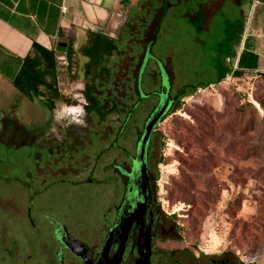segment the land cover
Returning <instances> with one entry per match:
<instances>
[{
	"label": "rangeland",
	"instance_id": "374dc122",
	"mask_svg": "<svg viewBox=\"0 0 264 264\" xmlns=\"http://www.w3.org/2000/svg\"><path fill=\"white\" fill-rule=\"evenodd\" d=\"M192 2L181 3L166 17L163 10L159 24L158 10L145 16L151 23L147 41L155 37L150 60L156 59L167 69L173 94L183 88L188 92L179 101L180 109L169 112L153 132L149 151L153 189L164 215L179 227V246L195 259L228 256L235 264H264V79L255 71L233 75L232 70L238 68L235 58L225 61L231 66L226 78L214 83L219 52L232 42L230 36L239 32L249 10L224 0L212 15L185 16L191 10L198 13ZM260 11L255 8L254 20L260 19ZM134 32L132 37L124 32L116 41L119 51L106 62L115 77L98 86L101 99L110 95L126 108L136 99L129 88L136 84L144 50L139 41L145 38L146 27ZM129 39L133 40L127 46ZM147 72V83L150 74L159 80L153 62ZM209 82L213 83L198 87ZM157 87L143 86V91ZM191 95L195 98L187 101ZM246 101L255 108L242 113L240 107ZM153 104L151 97L137 105L134 119L119 140L121 146L135 153L139 135L132 129L143 130L142 120ZM42 112L36 123L24 128L39 133L46 128L47 116ZM116 113L97 121L89 132L93 162L110 143L99 135L112 138L121 127L123 114L119 111L117 117ZM73 155L71 159L70 153H50L38 141H0V264L34 262L41 240L33 225L45 212L67 214L79 223L93 217L95 205L110 197V186L85 183L89 175L80 173L84 166L78 160L81 153ZM112 161L123 164L121 150L111 149L98 162L95 177L100 182L119 179L113 169L107 174L115 180L104 179L101 167ZM70 165L73 169L61 170Z\"/></svg>",
	"mask_w": 264,
	"mask_h": 264
},
{
	"label": "flooded vegetation",
	"instance_id": "af4514ba",
	"mask_svg": "<svg viewBox=\"0 0 264 264\" xmlns=\"http://www.w3.org/2000/svg\"><path fill=\"white\" fill-rule=\"evenodd\" d=\"M152 3H154V1ZM147 14L148 16L150 14H156L155 8L153 6L149 7L148 13H145L142 18H145ZM142 23L140 19L139 25H142ZM126 44L128 46V41H126ZM113 47H115V45ZM110 57L104 56L98 64L102 65V68L107 66L111 69L110 66L106 65ZM143 58L144 51L137 69V76L135 77L136 84L133 88H129L136 99L133 104L126 108L124 104L121 106L120 103L110 95H106L103 99L99 96L98 86L103 87L102 84L111 82L115 77L112 70L111 77L107 82H103L100 73L99 76H93L92 73L86 74L83 80H81L75 67V55L73 54L71 58L67 53L65 56L57 55V60L60 65V73L57 77L60 100H58L56 104L61 102L66 103L68 106H80L82 109L72 107V109L68 110L62 109L59 113L56 110L57 105H55L53 110H47L49 113L47 124H42L45 125L46 128L40 129L39 127L40 133L39 130L36 131L38 143L40 146L46 147L50 153H53L55 150L58 154L70 153L71 159L75 157L73 153H81L78 160L83 163L84 166L82 170H80V173L83 172V174L89 175L85 183L110 186L111 194L110 197H106L104 202L95 205L93 209L95 212L93 215L94 218L90 217L82 221L79 220V223H73L70 220L73 218L67 214H52L45 212L42 220L39 223L35 222L33 225L36 236L41 240V244L38 246L39 251L34 257V262L32 264H138L140 259L139 243L142 241L146 242L148 239L151 247L149 264H235L228 256H207L202 261H199V259H195L194 254L188 251V249L179 246L181 242L179 239V227L171 216H165L162 212L153 189L151 173L150 189L153 198L152 202L146 207L144 213L142 212V214L137 216L136 220L130 222L132 218L130 212L133 211V208H131L132 200L126 202L125 198L131 193L129 173L132 170L133 158L136 154V150L134 153L121 146L119 140L128 130L132 119H134L136 108L133 111L132 109L135 104L139 103L138 105H141L144 103V100L150 99L151 97L155 99V104L151 106L148 114L145 116L144 120H142L143 125H145L148 116L159 103V92L162 90L166 92V89L161 86L160 70L157 62L149 60L142 76V90L143 86L147 88L153 86V84L155 86L158 85V87L150 91H143L149 96L140 99L137 79L140 67L143 63ZM90 61L91 59L89 58V63ZM152 62L158 73L159 80L156 81L150 74V81L147 83V69L150 68ZM91 72H93L92 68ZM169 78L171 83L169 97L174 101L172 105L173 108L180 98L179 95L182 90L173 94V83L170 75ZM78 80H81L80 86L73 87L72 85ZM127 83L128 81L125 82V84ZM88 84L91 85L92 94L100 103L111 100L116 105V109L112 113L117 112V117L119 116V111L123 114L121 127L112 138H107L109 136L104 138L103 135H99L101 140H107L110 143H108L109 146L101 152V155L96 157L94 162L91 159L92 157H90V149L93 147V141L89 137V132L93 130V124H97V121H105L107 117L101 119L97 113H89L86 110L88 105L86 95ZM127 97L130 99V96ZM94 115H97L98 119H94ZM166 116L164 118H166ZM48 131L49 134H47ZM132 132H134L135 135H139V137L142 133V131H137L135 127L132 129ZM95 133L97 134L96 131ZM114 148L122 151L124 155L123 164L112 161L105 167L102 166L101 170L105 173L104 179L115 180L113 176L107 174V171L110 169L116 172L119 179L113 183L109 181L100 182L99 179L95 177L98 162L102 156L109 153V151ZM69 168L73 169L72 165L69 167L65 166L61 170H67ZM113 229H117V233L114 236L112 244L106 246L107 238ZM32 257V255L29 256V258Z\"/></svg>",
	"mask_w": 264,
	"mask_h": 264
},
{
	"label": "crops",
	"instance_id": "0c3cea01",
	"mask_svg": "<svg viewBox=\"0 0 264 264\" xmlns=\"http://www.w3.org/2000/svg\"><path fill=\"white\" fill-rule=\"evenodd\" d=\"M152 0H0V141L21 143L38 141L36 132L24 128L29 123H36L40 113L48 119V111L43 103V97H28L13 84L25 57L30 53L32 45L37 43L49 50H55L57 55H66L67 48L72 46L75 55V67L81 80L87 74L86 66L89 57L85 49L96 38L114 42V51H119L116 41L122 39L126 32L130 37L134 30L146 27L145 38L142 41L144 50L148 43L147 37L151 23L142 16L153 6ZM158 10V24L163 10L167 13L188 0H153ZM152 1V2H153ZM193 1V0H192ZM220 0H195L197 9L186 14L205 15L215 13ZM237 6L249 10L243 23V34L236 47L238 63L241 55L247 70L264 72V0H231ZM254 8V10H253ZM255 8L260 11V19L254 20ZM203 17V16H202ZM139 19L137 24L131 20ZM254 20V27L252 22ZM156 27V25H155ZM248 30V31H246ZM148 31V32H147ZM133 40L129 39L128 43ZM101 43V41L99 42ZM124 43V42H123ZM126 44V43H125ZM64 48L65 50H62ZM143 50V51H144ZM127 52V50H126ZM122 51L120 54H124ZM229 60H232L228 58ZM102 65L92 67L93 76H99ZM96 74V75H95ZM81 80L74 83L79 87ZM58 106V103L56 104ZM56 106V108H58ZM61 109H72L66 103L60 104ZM73 108H80L76 106ZM38 123V122H37ZM50 131V130H49ZM49 131L47 134H49Z\"/></svg>",
	"mask_w": 264,
	"mask_h": 264
},
{
	"label": "trees",
	"instance_id": "16d2710c",
	"mask_svg": "<svg viewBox=\"0 0 264 264\" xmlns=\"http://www.w3.org/2000/svg\"><path fill=\"white\" fill-rule=\"evenodd\" d=\"M251 2V0H249ZM243 34V24L236 36H230L232 41L226 50L219 52L220 56L217 60V76L214 81L215 84L222 82L226 76L230 73V67L226 64V60L235 59L237 57L236 47L239 45L241 36ZM101 41V43H99ZM114 42L105 41L103 39L96 38L92 44H89L85 49L86 55L91 59L90 63L86 66L87 75L91 73V68L97 65L104 56L110 57L113 51ZM67 55L71 58L74 54L72 46H69L66 51ZM243 53L238 61V68L232 70V74L240 76L244 72H253L247 70L248 66L243 62ZM257 72V71H255ZM60 73V65L57 60V54L55 50H49L37 43L32 45L30 53L25 57L20 70L14 78V86L28 97H43V103L47 110H53L56 102L60 100V91L57 87V77ZM260 77L264 79V72H257ZM101 77L103 82H107L111 77V69L107 66L101 69ZM213 82L207 84L198 85V87L210 85ZM187 92L186 88H183L180 92L179 99L173 106L169 114L177 112L180 109V99ZM87 100L88 105L86 110L91 113L95 112L101 119H105L108 114L112 113L116 109V105L111 100H106L104 103H100L96 97L92 94L91 85H87ZM242 113L248 112L250 109H254V105L251 102H244L241 107Z\"/></svg>",
	"mask_w": 264,
	"mask_h": 264
},
{
	"label": "water",
	"instance_id": "95a60500",
	"mask_svg": "<svg viewBox=\"0 0 264 264\" xmlns=\"http://www.w3.org/2000/svg\"><path fill=\"white\" fill-rule=\"evenodd\" d=\"M138 21L139 19H137L136 21L135 18L131 20V22L134 24L135 23L137 24ZM154 43H155V37L151 38L148 41L145 47V50H144L143 63L138 73L137 81H138V89L140 92V99L149 96L143 92L141 81H142V76H143L146 64L150 60V58L153 57L152 47ZM62 50H65V49L62 48ZM155 61L157 62L159 66V70H160L161 86L162 88L166 89V92H163V90L159 92V97H160L159 103L148 116L145 122L144 128L142 130V133L140 134V137L137 142V150L133 158L132 170L129 173V183L131 184V193L128 197L125 198L126 202L127 201L130 202L132 200L131 208H133V211L130 212V214L132 215L130 222L131 221L133 222L134 220H136L137 216L139 214H142V212L144 213V210L146 209V207L150 205L152 202L153 198H152V193L150 189L151 179H150V172H149V145L151 142L153 132L156 130V127L163 120V118L169 113L174 103V101L171 100L169 97V90H170L171 83H170V78H169L167 69L163 67L161 63L157 61L156 59ZM138 104L139 103L135 104L132 111L137 107ZM116 233H117V229L115 230L113 229L110 232L107 238V241H106V246H110L112 244ZM150 250H151V247H150L149 239L146 242L142 241L139 243L140 259L138 261V264H149Z\"/></svg>",
	"mask_w": 264,
	"mask_h": 264
},
{
	"label": "built area",
	"instance_id": "2783aa9c",
	"mask_svg": "<svg viewBox=\"0 0 264 264\" xmlns=\"http://www.w3.org/2000/svg\"><path fill=\"white\" fill-rule=\"evenodd\" d=\"M202 90L201 89H198V92H201ZM195 98V95H191L189 96L186 100H193Z\"/></svg>",
	"mask_w": 264,
	"mask_h": 264
}]
</instances>
